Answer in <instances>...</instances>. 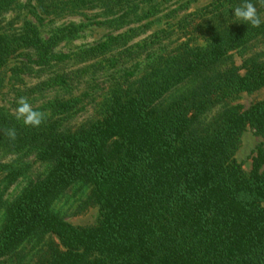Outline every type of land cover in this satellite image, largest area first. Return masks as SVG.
<instances>
[{"label": "trees", "instance_id": "16d2710c", "mask_svg": "<svg viewBox=\"0 0 264 264\" xmlns=\"http://www.w3.org/2000/svg\"><path fill=\"white\" fill-rule=\"evenodd\" d=\"M20 1L0 0V89L19 57L17 74L81 65L32 92L88 88L38 108L39 127L0 106V157L10 156L0 158V264H264V99L235 102L264 86V22H233L243 0H212L180 19V42L167 49L160 33L133 42L166 0H28L32 19L4 23ZM95 10L89 23L44 34L48 18ZM89 25L111 33L59 50ZM104 68L121 75L108 81L101 116L72 125ZM12 128L14 140L4 134ZM247 128L263 138L250 171L236 157ZM35 163L46 171L7 199ZM77 185L88 187L85 206L98 207L93 224L56 209Z\"/></svg>", "mask_w": 264, "mask_h": 264}, {"label": "rangeland", "instance_id": "374dc122", "mask_svg": "<svg viewBox=\"0 0 264 264\" xmlns=\"http://www.w3.org/2000/svg\"><path fill=\"white\" fill-rule=\"evenodd\" d=\"M212 0H166L159 4L161 11L153 15L148 19H144L141 24H149L145 28L144 32L134 38L133 42L141 41L145 37H149L154 33H160L162 35V45L167 49H171L176 46L180 41L181 32L178 30L177 26L181 18L189 13H193L203 6L210 3ZM29 1L21 0L14 10L8 12L5 16V21H13L15 25H20L27 19H32V14L30 13ZM95 11H87L85 14L77 15H66L59 19L48 18L45 23L46 26L42 27L44 34L48 35L52 27L59 26H69L71 24H80L82 22L89 23L88 17L93 16ZM137 26V24L135 25ZM111 30L105 26L89 25L76 34V38L69 39L64 42L59 50L62 52H69L71 50L78 49L83 46L90 45L97 40L105 38ZM118 31H115L117 33ZM236 59L240 63L242 61L241 55L236 54ZM22 58L19 57L10 61L5 70V85L0 89V106H3L8 112L14 114V110L17 108V101L21 97H26L28 102L32 107L37 110L44 106L50 99L56 97H69L72 94H79L81 90L88 88L86 83L78 82L74 83L73 87L69 90L63 89H52L41 91L37 90L32 92V88L40 84L42 81L47 80L50 76L55 73L62 71L76 70L80 67L75 61L68 62L60 66H54L47 69H39L34 67V71L29 74L15 73L16 68L22 65ZM104 65V63L102 64ZM121 70V69H119ZM121 73L115 69L104 68L95 74L97 79V84L94 83L93 92L89 98L85 100V108L76 115V118L71 121L72 125H79L81 123L87 122L94 118L101 116L103 108V94L106 90H109L108 85L116 77H119ZM91 78L90 75L83 77L84 81H88ZM108 81H110L108 83ZM106 84V86H105ZM264 99V86L252 93H241L239 98L235 100L236 103H240L245 107L251 106L258 100ZM42 112V111H41ZM213 113L209 114L211 117ZM263 138L257 135L253 129L247 128L243 134L242 144L237 151L236 157L239 162L242 163L244 169L250 171L253 166V157L256 154L258 145L261 144ZM7 161L10 159L9 155L0 157ZM29 161H33L30 157ZM47 163H35L30 165L29 170L22 175L7 191L5 197L9 200L15 199L26 187L31 179L36 178L46 171ZM2 178V177H1ZM2 180V179H0ZM2 187V185H1ZM88 187L77 185L73 187L69 193L66 194L60 201L56 203V209L60 210L67 218L68 221L76 225H89L95 223L98 216L97 206H85V200L87 198ZM1 215V214H0Z\"/></svg>", "mask_w": 264, "mask_h": 264}, {"label": "clouds", "instance_id": "9594fccd", "mask_svg": "<svg viewBox=\"0 0 264 264\" xmlns=\"http://www.w3.org/2000/svg\"><path fill=\"white\" fill-rule=\"evenodd\" d=\"M259 2L264 6V0H259ZM234 18L233 22L240 21L250 25L252 28H259L264 22L257 12V7L251 0H243L241 5L234 8ZM17 105L14 110L15 118L18 121H22L25 126L39 127L45 120V114L35 110L26 97L19 98ZM4 134L12 140L16 138V130L14 128L5 130Z\"/></svg>", "mask_w": 264, "mask_h": 264}]
</instances>
